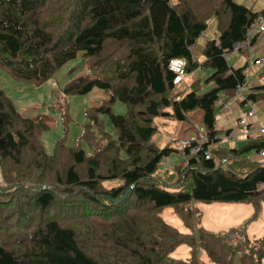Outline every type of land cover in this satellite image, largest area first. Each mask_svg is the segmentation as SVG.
Masks as SVG:
<instances>
[{
	"label": "trees",
	"instance_id": "obj_1",
	"mask_svg": "<svg viewBox=\"0 0 264 264\" xmlns=\"http://www.w3.org/2000/svg\"><path fill=\"white\" fill-rule=\"evenodd\" d=\"M257 16L235 0H0V67L39 86L83 52L89 73L67 82L63 94L99 88L108 96L85 111L91 122L80 134L99 147L89 154L69 147L64 130L49 154L41 136L51 117L23 116L0 89V264H202L197 247L214 264H264V238L252 241L240 230L233 240L201 227L194 234L201 212L191 204L245 202L255 209L251 219L261 212L264 159L245 155L260 152L264 138L215 146L221 97L245 79L244 67H231L226 53L246 39ZM212 19L217 38L206 43L200 63L193 47ZM175 58L185 61L191 84L174 82ZM204 84L214 86L200 93ZM116 101L126 104L125 114L114 113ZM197 109L211 157L185 150L188 165L169 172L162 158L174 150L153 142L155 118L187 121ZM67 115L65 109L64 121ZM170 206L188 232L162 219ZM181 244L192 249L188 261L169 257Z\"/></svg>",
	"mask_w": 264,
	"mask_h": 264
},
{
	"label": "rangeland",
	"instance_id": "obj_2",
	"mask_svg": "<svg viewBox=\"0 0 264 264\" xmlns=\"http://www.w3.org/2000/svg\"><path fill=\"white\" fill-rule=\"evenodd\" d=\"M89 68H91L89 59L84 56L83 52H79L75 58L69 60L65 65L60 67L50 81L37 86L13 77L5 69L0 67V89H2L14 102L15 107L23 116L33 117L42 114L51 117V128L44 131L41 136L42 143L49 154L54 152L55 143L64 136V130H66V144L69 147L79 144L88 154L95 150L87 138L80 136L83 126L91 122V119L85 115V111L96 106L100 101L108 99V96L99 88H94L89 93L81 95H66L62 92V88L67 82L86 76L89 73ZM207 72H210V70H204L203 74ZM213 86V84L202 85L200 93L207 91ZM65 109H67L68 112L66 116L67 121L63 119V111ZM126 110V104L121 101H116L113 106L115 114L123 115L126 113ZM196 113H202V111L197 109L192 113V118ZM100 119L103 121L102 125L104 131L115 137L116 130L109 118L106 115H100ZM194 122H197L195 125L197 130L203 133L205 128L202 118H200V116L195 117L193 119V123ZM206 134L204 137L206 136L207 140L209 139L208 132H206ZM176 141L177 140L170 143L171 148ZM93 143L94 146H97L96 140ZM173 150L174 151L167 156L168 161L164 162L165 166L174 163L175 158L178 157L177 153L184 154L183 151ZM186 159L187 158L178 165L179 168H185ZM162 168L167 170L164 166ZM168 171L170 172V170ZM106 183L111 187L118 182ZM191 204L193 207H198L201 212V215H199V217L195 216L193 220L197 224L196 228L193 230L194 234H197L198 228L201 227L214 233H227L229 237H233V240H240V230L249 236L252 241L264 238V203L261 204V212L258 217L253 219H251L254 214L253 206L245 202L207 203L192 201ZM162 217V219L177 227L179 230L188 232V229L179 219L172 206L164 209ZM244 227H246L245 230ZM191 250V247L187 244H181L169 257L175 260L188 261L192 257ZM197 253L198 259L202 264H214L208 259L207 255L200 247H197Z\"/></svg>",
	"mask_w": 264,
	"mask_h": 264
},
{
	"label": "crops",
	"instance_id": "obj_3",
	"mask_svg": "<svg viewBox=\"0 0 264 264\" xmlns=\"http://www.w3.org/2000/svg\"><path fill=\"white\" fill-rule=\"evenodd\" d=\"M235 2H237L238 4L245 5L246 7L250 8L254 13H258V15L264 14V0H235ZM216 27V20L212 19L208 25L207 30L202 34V36L198 39L196 45H194L193 47L194 58L200 63L206 60L205 56L203 55V49L206 43L211 39L217 38ZM250 56L253 59L258 60V63L251 64L249 66L248 59ZM226 58L228 64L233 68L244 67L243 70L249 68L248 93L257 94V99L252 100L253 107L256 113L255 116L250 118L249 121L256 123V125H264V89L256 90L257 87L264 88V80L262 79V77L264 76V33L254 38L253 41H251L250 45H247L245 43V40L243 42L235 44L233 50L226 53ZM197 73L199 74V71ZM188 79L189 84H191L194 80L193 77L190 75ZM246 110L247 108H245L241 98L237 96L235 91L225 92L222 95L219 107L216 112V130L218 131L217 137L219 141L217 142V144H215V146H221L224 148H241L247 145L248 143L262 139L261 134L258 131H255L254 133H251L249 135L240 136L238 140L234 142L224 140L226 134L231 129L236 128L237 120L246 112ZM195 111L196 110L188 114L187 121H177L171 118L162 117L155 118V124L157 126L158 131L153 137V142L160 149H164L165 147L171 148L170 143L177 139L187 137L203 139L204 135L207 132L203 122L204 113L201 110L202 113H196L192 118V113ZM199 116L200 118H202V122L205 128L203 133L199 132V130H197V128L195 127L197 122L193 123V119ZM196 134H200L201 136ZM97 146H99L98 142ZM97 146H94L93 143V147L95 149L97 148ZM177 154L178 157L175 158V161L172 165H164V167L167 170H170V172H172L173 168L176 165L181 164V162L186 158L184 154ZM245 156L252 161L261 160L258 152L251 151L248 152ZM165 161H168V157H166ZM220 165L226 167V161L220 162Z\"/></svg>",
	"mask_w": 264,
	"mask_h": 264
},
{
	"label": "built area",
	"instance_id": "obj_4",
	"mask_svg": "<svg viewBox=\"0 0 264 264\" xmlns=\"http://www.w3.org/2000/svg\"><path fill=\"white\" fill-rule=\"evenodd\" d=\"M263 33H264V14H261L258 15L256 19L247 28L245 43L247 45H250L251 41H253L254 38L258 37ZM248 63L250 66L251 64L258 63V60L253 59L250 56L248 59ZM169 69L176 73V78L174 79V82L176 84H179L182 81L185 82L186 84H189L188 81L189 76L186 72L185 61L183 59L180 58L172 59L169 64ZM248 69L243 70V75L245 79L242 83H240L237 86L235 90V93L237 94V96L241 98L247 110L237 120L236 128L231 129L224 137V140L227 141L234 142L238 140L240 136L249 135L251 133H254L255 131H258L261 134L262 138H264V125L262 124L256 125V123L249 121L250 118L255 116L256 112L253 107V101L251 99H248L247 97L248 84H249ZM262 79L264 80V76L262 77ZM208 142H210V139L206 140V136L203 139H196V138L177 139L176 143L172 146V148L175 149L176 151H183V152L185 150H188V152L191 154L190 157L203 155L206 159H209L211 157L210 148L212 144L209 146V148H206L205 144ZM258 154L260 158L264 159V147L260 150V152H258ZM165 160L166 158H162L163 162H165ZM188 163H189L188 161L185 162V167L188 165ZM0 184H3V178L1 177V175H0Z\"/></svg>",
	"mask_w": 264,
	"mask_h": 264
},
{
	"label": "water",
	"instance_id": "obj_5",
	"mask_svg": "<svg viewBox=\"0 0 264 264\" xmlns=\"http://www.w3.org/2000/svg\"><path fill=\"white\" fill-rule=\"evenodd\" d=\"M247 32V29L245 30V33ZM126 194V193H125ZM125 194H124V196H125ZM124 196L122 197V199L124 198ZM122 199H120V200H122ZM120 200L118 201V202H120Z\"/></svg>",
	"mask_w": 264,
	"mask_h": 264
}]
</instances>
